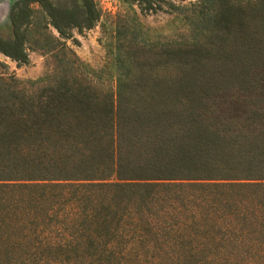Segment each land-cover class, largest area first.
Returning a JSON list of instances; mask_svg holds the SVG:
<instances>
[{
  "label": "trees",
  "instance_id": "16d2710c",
  "mask_svg": "<svg viewBox=\"0 0 264 264\" xmlns=\"http://www.w3.org/2000/svg\"><path fill=\"white\" fill-rule=\"evenodd\" d=\"M33 4L74 42L101 18L95 0H17L0 52L18 65ZM233 15L215 17L227 35ZM173 51L184 74L159 99L123 94L147 84L108 98L66 77L33 92L0 77V264H264V105L246 96L264 90L247 79L264 40L214 75H195L193 48Z\"/></svg>",
  "mask_w": 264,
  "mask_h": 264
},
{
  "label": "rangeland",
  "instance_id": "374dc122",
  "mask_svg": "<svg viewBox=\"0 0 264 264\" xmlns=\"http://www.w3.org/2000/svg\"><path fill=\"white\" fill-rule=\"evenodd\" d=\"M16 1L0 0V34L5 38L13 36L9 11ZM52 1L65 6L73 3V0ZM95 2L101 18L92 29L82 32L74 29L77 42L61 38L49 24L43 8L33 4V19L27 27L29 61L18 65L0 52V77H15L28 92L66 77L72 82H91L101 96L108 98L118 92L120 82L129 86L147 84L155 89L137 92L125 88L123 94L132 99H159L161 95H169L160 92V82H174L184 74L173 49L193 48L199 56L193 62L195 75L204 72L214 75L218 74L217 67L226 63L228 53L264 40L261 0H157L155 11L143 9L130 0ZM222 6L234 11L231 35L216 23V14ZM252 46L257 48L258 43ZM247 64L250 66L247 79L264 85V61L248 58ZM236 95L243 97L244 93ZM246 96L264 105V90L257 89ZM226 99L228 106L231 98Z\"/></svg>",
  "mask_w": 264,
  "mask_h": 264
}]
</instances>
